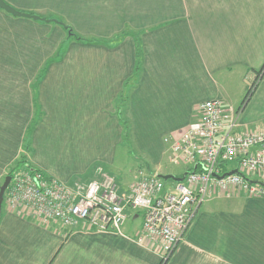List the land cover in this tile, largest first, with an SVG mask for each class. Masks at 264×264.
Returning <instances> with one entry per match:
<instances>
[{
  "label": "crops",
  "instance_id": "1",
  "mask_svg": "<svg viewBox=\"0 0 264 264\" xmlns=\"http://www.w3.org/2000/svg\"><path fill=\"white\" fill-rule=\"evenodd\" d=\"M5 1L49 21L0 7V187L24 153L69 183L113 175L126 143L150 158L145 175L179 174L163 169L165 139L197 122L207 99L264 125V70L242 104L264 64V0ZM141 215L123 233L65 232L4 200L0 264H161V248L138 240ZM166 264H264V197L213 191Z\"/></svg>",
  "mask_w": 264,
  "mask_h": 264
},
{
  "label": "built area",
  "instance_id": "2",
  "mask_svg": "<svg viewBox=\"0 0 264 264\" xmlns=\"http://www.w3.org/2000/svg\"><path fill=\"white\" fill-rule=\"evenodd\" d=\"M198 109L197 122L166 138L169 162L188 165L182 181L169 186L158 174L140 172L121 191L115 176L100 171L89 181L69 183L19 169L4 195L8 209L61 229L116 233H123L131 212L142 213L138 240H153L161 248V262H167L213 191L234 188L264 197V181L253 179L264 178V125L247 126L240 119L242 107L220 98L204 100ZM225 162L239 172L218 178Z\"/></svg>",
  "mask_w": 264,
  "mask_h": 264
},
{
  "label": "rangeland",
  "instance_id": "3",
  "mask_svg": "<svg viewBox=\"0 0 264 264\" xmlns=\"http://www.w3.org/2000/svg\"><path fill=\"white\" fill-rule=\"evenodd\" d=\"M53 16L55 17L56 15H53ZM62 18L63 19H59V20L60 21L67 20L66 17H62ZM53 19H56V18H53ZM254 78H255V73H254L253 79L251 80V83L253 82ZM250 96L248 98H250ZM165 141H166V139H165ZM166 142H168V141H166ZM166 154H167V158H166V160H164V168H163V166H161L163 169H165L166 167L167 168L169 167L170 169H168V171L180 173L188 166L187 164L184 165V164H172V163H170L169 159H168L167 150H166ZM143 155H144V153H142V151L137 146H135L133 143H131V144L126 143L123 145L119 144L118 148L116 150V154H115V161L111 165V171L110 170H108V171H110L113 175L116 176V180H117L119 185L131 184L135 180V175H140V171H142L143 174H146V173L150 174V173H148L150 171V169H155L154 165L151 163L150 158L144 159L142 157ZM147 164H149V166ZM99 171L102 173H108L107 170L105 171L102 169V170H97L95 172L96 175L99 174ZM96 177H94V178H96ZM78 181H81V180H78ZM142 220H143V216L141 215L137 224L139 225ZM129 224L130 223L126 224L125 227L129 226ZM53 226H55L56 228H59L56 225H53Z\"/></svg>",
  "mask_w": 264,
  "mask_h": 264
},
{
  "label": "trees",
  "instance_id": "4",
  "mask_svg": "<svg viewBox=\"0 0 264 264\" xmlns=\"http://www.w3.org/2000/svg\"><path fill=\"white\" fill-rule=\"evenodd\" d=\"M70 28V27H69ZM72 33V32H71ZM74 35V34H73ZM139 61H138V66H136V73L138 72V70H139ZM264 70V64H263V66H262V68L258 71V73H257V76H256V79L252 82V84L250 85V87L248 88V91H247V93H246V95H245V98H244V100H243V103L242 104H244V103H246L247 102V100L249 99L248 97L254 92V89H255V87H256V85H257V81H258V79H259V77H260V73L262 72ZM240 107H242V105L240 106ZM122 122H123V124H124V127L127 129L128 128V126H127V120H125V119H122ZM27 148L29 149V147L27 146ZM29 151V150H28ZM19 169H29V170H31L32 172H35V171H41V170H39V169H36V168H34L33 166H31L29 163H28V159H27V155H26V153H24V154H22L15 162H14V164H12V166L8 169V174L9 175H13V173L15 172V171H17V170H19ZM193 169H194V167H193ZM234 169V168H233ZM187 170V169H186ZM186 170H183L182 172H180L179 174H176L177 176H182V174L183 173H185V171ZM230 170V168H229V164H228V162H225V163H222L221 165H220V173H218L219 175L220 174H223V173H225V172H227V171H229ZM140 172H142V171H140ZM238 172H239V170H238ZM45 174V173H44ZM96 176V173H94L93 174V176L91 177V178H89L87 181H89V180H91V179H93L94 177ZM160 177V176H159ZM161 178V177H160ZM163 179V178H162ZM164 180V179H163ZM166 182H168V183H170V182H172L173 180L172 179H168V180H165ZM167 183V184H168ZM4 201V200H3ZM2 204H3V202H2ZM1 207H2V205H1ZM49 225V224H48ZM51 226V225H50ZM65 230V232L67 231V232H70V230H68V229H64ZM161 264H166V261L164 262H161Z\"/></svg>",
  "mask_w": 264,
  "mask_h": 264
},
{
  "label": "water",
  "instance_id": "5",
  "mask_svg": "<svg viewBox=\"0 0 264 264\" xmlns=\"http://www.w3.org/2000/svg\"><path fill=\"white\" fill-rule=\"evenodd\" d=\"M0 7L1 8H4L5 10H7L8 12L14 14V15H19V16H26V17H32L33 19H42V20H46V21H49V19H46L44 17H41L37 14H31V13H26V12H22L20 10H18L17 8H15L14 6L10 5L8 2H6L5 0H0ZM51 20V19H50ZM55 21H58L56 19H54ZM238 172V169L237 168H234V169H231L223 174H216V176L218 178H223L225 177L226 175H230V174H233V173H236ZM186 172L182 174V176H177L173 173H167V174H160L159 176L161 178H163L164 180H168V179H172V180H176V181H182L185 176H186ZM11 178L12 176L11 175H7L5 177V180L3 182V184L1 185L0 187V206L2 205V202L4 200V195H5V192L7 190V187L11 181Z\"/></svg>",
  "mask_w": 264,
  "mask_h": 264
}]
</instances>
